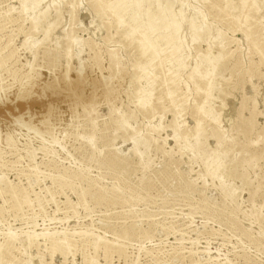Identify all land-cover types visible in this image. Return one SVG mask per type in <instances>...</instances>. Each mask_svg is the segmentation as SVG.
Segmentation results:
<instances>
[{"label":"rangeland","instance_id":"374dc122","mask_svg":"<svg viewBox=\"0 0 264 264\" xmlns=\"http://www.w3.org/2000/svg\"><path fill=\"white\" fill-rule=\"evenodd\" d=\"M166 1L0 0V264H264V0Z\"/></svg>","mask_w":264,"mask_h":264},{"label":"bare ground","instance_id":"6f19581e","mask_svg":"<svg viewBox=\"0 0 264 264\" xmlns=\"http://www.w3.org/2000/svg\"><path fill=\"white\" fill-rule=\"evenodd\" d=\"M24 2H28L31 5V10H37L40 7V0H23ZM143 0H133V4L135 9L139 8V6L142 4ZM156 0H146V10H145V15L147 17H150L152 15V13L156 10ZM172 0H167L166 1V5L163 7H160L158 10L160 12V16L158 17V19H153L152 20V24L151 26L156 30H163L165 31L166 29H168V25H169V21L172 19L170 16V9L172 7ZM184 5V4H183ZM186 5V4H185ZM189 8V7H188ZM134 8L132 9L133 11L135 10ZM193 9V8H192ZM39 13H42L41 11ZM181 13H178L175 17H173V23L175 24L174 27V32L177 31L180 23H181ZM195 18V17H194ZM40 19V18H39ZM134 34V32H129L126 34V36H132ZM164 36V34H163ZM172 37V35H165L164 38L169 40ZM124 153V152H123ZM221 172V171H220Z\"/></svg>","mask_w":264,"mask_h":264}]
</instances>
